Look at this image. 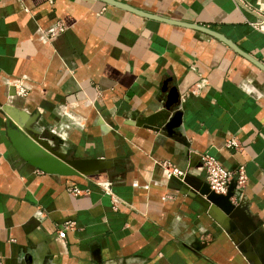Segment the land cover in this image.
Instances as JSON below:
<instances>
[{
  "label": "crops",
  "instance_id": "crops-1",
  "mask_svg": "<svg viewBox=\"0 0 264 264\" xmlns=\"http://www.w3.org/2000/svg\"><path fill=\"white\" fill-rule=\"evenodd\" d=\"M116 1L214 30L264 65V0ZM164 85L179 94L173 135L138 125L162 110ZM5 108L35 118L67 158L114 164L35 169L7 137ZM233 136L238 150L224 147ZM203 153L244 166L231 201L264 234L263 71L198 30L101 1L0 0V264H264L257 235L162 166L205 183Z\"/></svg>",
  "mask_w": 264,
  "mask_h": 264
},
{
  "label": "water",
  "instance_id": "water-1",
  "mask_svg": "<svg viewBox=\"0 0 264 264\" xmlns=\"http://www.w3.org/2000/svg\"><path fill=\"white\" fill-rule=\"evenodd\" d=\"M97 1H101L110 6L120 8L148 19H154L160 22L198 30L219 40L233 52L264 72V65L262 63L241 50L235 43L228 40L223 35L207 27L162 18L157 15L137 10L116 0ZM162 92L166 93L165 99L163 100L162 110L147 118L139 120L138 125L144 124L147 127H153L161 123L163 130L168 134L173 135L175 133V128L181 123V113L177 110L172 112L173 108L178 104L179 94L176 87L167 88L166 85L163 86ZM4 110L6 113V133L11 145L26 163L43 173L59 176H84L97 171L109 169L114 164L112 161L102 158H67L54 146V144H52V139L48 137L46 131L39 130L33 125L35 118L32 119L31 122L25 123L23 120L21 121V114L17 111H9L8 108H5ZM175 180L181 185L188 186L197 194L204 197L210 205L217 207L227 219L235 220L242 228L245 235L249 237L251 243H253L255 235H257L260 245H264V234L258 230L256 224L246 212L240 206L231 201L232 190L235 186L233 181L229 184L225 194H216L209 190L206 183L201 181L197 183L191 182L188 176L183 177L182 180Z\"/></svg>",
  "mask_w": 264,
  "mask_h": 264
},
{
  "label": "built area",
  "instance_id": "built-area-1",
  "mask_svg": "<svg viewBox=\"0 0 264 264\" xmlns=\"http://www.w3.org/2000/svg\"><path fill=\"white\" fill-rule=\"evenodd\" d=\"M51 3L52 0H47ZM264 22V17L261 19V23ZM260 23V22H259ZM259 23H251L253 27H256ZM65 30V26L62 23H57L54 27L49 29L46 34L48 37H53ZM16 93L18 96L24 97L26 95L25 90L17 85ZM224 147L228 149L238 150L240 143L236 137L227 138L224 141ZM201 166L204 172L205 183L209 190L216 194H225L227 192L229 184L233 181L235 183L232 192H240L246 182V174L243 165H239L233 169H228L222 166V164L212 155L207 153L200 154ZM163 168L167 170V176L175 179L182 180L187 174L185 171L180 170L174 166H166L162 164ZM73 194H79L77 188L71 190ZM65 232L59 231L58 235L64 237Z\"/></svg>",
  "mask_w": 264,
  "mask_h": 264
},
{
  "label": "bare ground",
  "instance_id": "bare-ground-1",
  "mask_svg": "<svg viewBox=\"0 0 264 264\" xmlns=\"http://www.w3.org/2000/svg\"><path fill=\"white\" fill-rule=\"evenodd\" d=\"M211 206H213V205H211Z\"/></svg>",
  "mask_w": 264,
  "mask_h": 264
}]
</instances>
